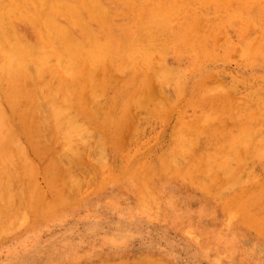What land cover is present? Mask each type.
<instances>
[{
  "label": "bare ground",
  "instance_id": "1",
  "mask_svg": "<svg viewBox=\"0 0 264 264\" xmlns=\"http://www.w3.org/2000/svg\"><path fill=\"white\" fill-rule=\"evenodd\" d=\"M221 12L235 17L225 20L217 15L220 24L207 28L211 15ZM201 25L210 31L204 36L205 40L197 38ZM229 31L236 33L240 41L250 33L255 36L243 48L240 63L236 62L240 66L239 74L219 69L226 57L218 55L215 48L220 46V40L232 42ZM202 55L211 58L203 71L204 78L198 73H189L185 93L174 95L176 92L166 90L167 102L159 108L165 122L170 115L165 113L170 107L175 109V105H179L181 108L186 102L178 122L172 127L170 150L160 157L159 172L168 174L176 162H184V167L174 170L179 178L164 186L165 196L174 197L182 192L180 187L185 177L192 182L188 187L194 191L193 196H202L209 206L222 190L232 191L233 198L225 205L232 208L229 217L233 224L230 219L226 220L235 233H242V227L251 219L244 215L245 209L257 203L260 211L264 207V0H0V234L13 231L20 220L40 215L48 208H31L34 203L28 197L29 179L9 151L21 138L31 144L33 116L41 113V124L50 125L52 138H58L61 143L67 142L72 132L84 141L89 133L96 134V127L110 126L124 112L127 102L133 100L137 108L145 107L148 94L143 92L132 99L130 93L136 91L134 87L151 69L159 75L155 69L161 67L164 76H159L160 86L166 79L181 82L184 73L181 68L204 63ZM107 65L121 67L124 71L110 89L114 107L104 116L107 122L100 126L96 123V93L100 91L98 83L96 86V73ZM224 78H231L235 81L233 84L241 85L244 90L251 89L253 97H240L241 103L234 109L216 103L211 94L203 98L198 92L201 86L212 85L211 80ZM221 83L224 82L216 83L218 90L223 89ZM158 93V97L154 94L150 97L161 104L160 87ZM249 100L253 108L244 110ZM192 113L194 118L191 119ZM233 118L240 134L233 139L242 144L241 151H236V166L244 170L246 162L251 161L245 180L237 167L226 172L227 163L217 168L210 161L212 157L221 158L222 154L217 151L235 148L225 145L227 137L215 140L214 135L209 136L210 126L230 132L228 121ZM203 127L205 130L200 129ZM112 149L113 156L117 155L118 146ZM199 171L210 178L196 180ZM150 173L155 175L150 169L145 176ZM66 188L67 195L72 196L74 183L69 181ZM150 195L143 194L142 199L152 206ZM57 197L59 201L50 202L51 208L61 204V196ZM164 203L165 197L156 204ZM148 212L159 219L167 214L181 221L190 216L188 209L176 207L163 212L157 207ZM196 213L200 216L204 211ZM205 228V225L192 224L184 232L193 237ZM106 239L118 242L113 240V235ZM217 242L233 249L237 247L235 239L220 237L218 241H208V248L211 244L217 246ZM121 243L113 242L116 256L99 264H166L168 261L179 264L175 256L153 247L145 248L144 259L122 262L127 258L128 249ZM154 253L158 258H154ZM248 262L255 264L252 256L245 255L243 263Z\"/></svg>",
  "mask_w": 264,
  "mask_h": 264
},
{
  "label": "rangeland",
  "instance_id": "2",
  "mask_svg": "<svg viewBox=\"0 0 264 264\" xmlns=\"http://www.w3.org/2000/svg\"><path fill=\"white\" fill-rule=\"evenodd\" d=\"M217 15L225 20L235 17L224 12L212 14L207 28L220 24ZM207 28L199 26L197 38L205 40L204 36L210 34ZM229 35L232 42L220 40V46H216L215 51L220 56L225 54L227 61L219 69L234 74L239 71L237 63H240L238 61L243 48L255 36L250 33L240 41L233 31H229ZM201 59L205 62L195 63L191 68H181L184 70L181 82L166 79L162 86L158 84L159 76H164L161 67L157 66L155 69L159 75L151 69L148 76L134 87L136 91L130 93L132 99L143 92L144 95L148 94L145 107L137 108L129 98L131 101L124 105V112L110 126L96 127V134L92 136L89 133L84 141L79 140L72 132L69 140L61 143L58 138H52L50 125L41 124V113L32 117L34 130L29 138L31 144L21 138L14 143L15 146L9 147V151L15 156L18 168L21 167L29 179L28 197L34 203L31 208H48L38 217L20 220L13 231L0 234V264H99L116 256L113 242H122L121 246L128 249L127 258L122 262L144 259L145 248L153 247L156 251L175 256L179 264H244L245 255L252 256L255 264H264V207H261V212L260 206L257 207L259 203L245 209L244 215L251 219L242 227V233H235L226 220L230 219L232 208L225 204L233 198L232 191L222 190L219 196L213 198L212 206H209L202 196H193L194 191L188 187L192 182L185 177L181 187L175 183L182 192L174 197L165 196L164 186L176 181L179 175L174 174V170L184 167V162L179 160L170 173L162 174L159 172L162 167L160 157L170 150L171 130L184 111L186 102L182 103L181 108H178L179 105H175V109L170 107L165 113L170 114L165 122L162 120L161 109L167 102L166 90L176 92L174 95L185 93L184 86L189 73H198L204 78L203 71L211 63V58L202 55ZM105 68L103 71L96 70V86L98 83L100 88L96 93V123L100 126L107 122L104 121V116L114 107L110 89L122 77L121 71H124L121 67L109 65ZM219 81L224 82L220 84L223 86L220 90L216 85ZM210 82L212 85H203L198 92L202 93L203 98L211 94V98L218 104L230 105L235 109L241 103L240 97H253L251 89L244 90L241 85L233 84L235 81L231 78ZM158 87L161 88V104L150 97L153 94L158 97ZM245 104L247 108L244 110L253 108L250 100ZM196 116H199V112ZM234 120L236 119L228 121L230 132H224L216 126H210V132L208 131L209 136H215V140L227 137L225 145L235 146L230 151H217L222 154L220 159H210L217 168L227 163L226 172L237 167L236 151L240 152L242 146L233 139L240 137ZM204 128L206 127L200 129L205 130ZM215 142L219 144V141ZM115 145L119 150L113 156L115 153L112 146ZM250 165L251 161L248 160L244 170L237 167L239 172H243L244 180L246 173L250 171L247 166ZM150 169L155 171V175L150 173L145 176ZM199 172L195 175L196 180L210 178V175ZM69 181L74 183L75 192H72V196L67 195L66 185ZM135 185H139V188ZM148 193L151 194L148 199L152 206L142 199V195ZM59 195L61 204L51 208L50 202H56V199L59 201ZM164 197L166 203L157 205V201ZM157 207H161V212L173 207L188 209L190 216L182 221L172 219L168 214L159 219L148 212ZM199 210H203L204 214L199 216L196 213ZM192 224L205 225L206 228L190 237L184 231ZM111 235L118 242L106 239V236ZM220 237L235 239L236 249L233 246L227 247L223 242H217V246L210 243L211 248H208V241H218ZM154 258H158L155 253ZM166 264L172 263L168 261Z\"/></svg>",
  "mask_w": 264,
  "mask_h": 264
}]
</instances>
